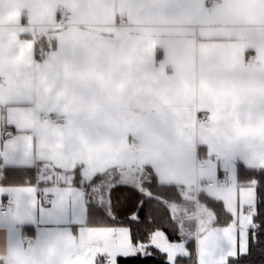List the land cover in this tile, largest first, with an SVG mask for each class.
Instances as JSON below:
<instances>
[{
  "label": "crops",
  "instance_id": "1",
  "mask_svg": "<svg viewBox=\"0 0 264 264\" xmlns=\"http://www.w3.org/2000/svg\"><path fill=\"white\" fill-rule=\"evenodd\" d=\"M0 76L29 91L40 142L56 160L117 178L121 165L139 168L145 190L150 174L178 187L175 205L197 204L195 218L208 221L190 238L196 249L219 227L200 194L234 205L235 189L251 187H241L239 166L264 169V0H0ZM232 80L243 87L225 86ZM52 112L68 122H45ZM220 142L232 156L227 188L210 175L215 166L224 178ZM5 244L16 264H30L29 244L10 245L0 230ZM44 244L60 264L86 255L70 222Z\"/></svg>",
  "mask_w": 264,
  "mask_h": 264
},
{
  "label": "snow or ice",
  "instance_id": "2",
  "mask_svg": "<svg viewBox=\"0 0 264 264\" xmlns=\"http://www.w3.org/2000/svg\"><path fill=\"white\" fill-rule=\"evenodd\" d=\"M225 86L240 88L243 81L232 80ZM30 103V93L18 79L0 76V230L6 231L10 245L27 241L30 264H60L48 259L44 242L69 222L77 226L78 251L86 252L82 264H160L158 256L162 264H264V169L250 188L235 189L234 205L227 194L210 198L227 223L197 246L194 258L190 245L172 247L178 239L174 231L164 229L169 248L153 242L160 230L154 225L162 226L163 217L153 207L151 191L143 187L139 168L125 171L121 165L117 178L95 167H70L56 160L40 142ZM215 154L224 178L219 180L215 166L210 175L217 178L218 186L227 188L232 156L222 142ZM248 175L240 170L241 177ZM113 193L122 202L105 220L106 213L97 205L106 198L111 209ZM89 216L103 222L88 224ZM26 233L34 235L27 238ZM0 264L16 261L6 255L0 257Z\"/></svg>",
  "mask_w": 264,
  "mask_h": 264
},
{
  "label": "trees",
  "instance_id": "3",
  "mask_svg": "<svg viewBox=\"0 0 264 264\" xmlns=\"http://www.w3.org/2000/svg\"><path fill=\"white\" fill-rule=\"evenodd\" d=\"M241 169H243L246 173H251V175H248L246 177H241L240 176ZM259 170L261 169H249V168L244 167L243 165H240L238 168V175H237L239 183L243 184V186L255 184ZM149 181H154L155 184L153 185L152 183H149ZM144 186L145 188L151 191L154 197L153 207L158 210L159 217H163L162 226L161 224L158 223L157 225H154V227L159 228L160 229L159 231H163V232H165L164 229H167L168 231H174L178 237L176 241L182 240V235L180 234L178 220L171 215V212L168 207L169 204H179L183 201V196L179 192L178 187H176L175 185H159L153 178L152 174L149 175V178L145 177ZM210 198L211 197H208L204 193L200 194V200L205 202L207 206L214 213H216V217H218V221L216 219L215 224L219 226L226 224L227 218L220 216L219 212L212 207ZM121 202L122 201L116 199V194L113 193L111 209L108 208L107 203L103 205L98 204L97 206L103 208L104 212L106 213V216H105V220H106L107 215H110L116 212V209ZM91 218L94 219L96 223L103 222L93 217ZM117 219H119V217H117ZM187 244L191 246L189 250L192 252L193 257L195 258L197 249H196V243L194 239H189ZM156 261L162 264L161 258L159 256L156 257ZM131 264H138V261H132Z\"/></svg>",
  "mask_w": 264,
  "mask_h": 264
},
{
  "label": "rangeland",
  "instance_id": "4",
  "mask_svg": "<svg viewBox=\"0 0 264 264\" xmlns=\"http://www.w3.org/2000/svg\"><path fill=\"white\" fill-rule=\"evenodd\" d=\"M196 205L190 203L188 205L172 204L171 207H169L171 215L178 220L180 234L182 235V240L175 241L172 247H174L175 244H187L190 238L197 239L199 231H203L208 226L207 220L198 221L195 218V214L197 213V211L199 213V210ZM153 242L159 244L161 247L164 248L170 247L163 232L156 233L153 237Z\"/></svg>",
  "mask_w": 264,
  "mask_h": 264
},
{
  "label": "built area",
  "instance_id": "5",
  "mask_svg": "<svg viewBox=\"0 0 264 264\" xmlns=\"http://www.w3.org/2000/svg\"><path fill=\"white\" fill-rule=\"evenodd\" d=\"M58 16L60 18V22L63 25H65L66 23H68L70 21V14L67 11V9L64 7H59ZM118 23L121 25L127 24L128 23V16L126 14L119 16L118 17ZM248 59L251 61H256L257 57L250 55L248 57ZM44 120L47 123H51V124H55V125H64L68 122V117L64 113L52 112V113H49L45 117ZM200 121H202L206 125H210L211 121H212V117L209 113H204L201 115ZM25 243L28 244L26 240H25Z\"/></svg>",
  "mask_w": 264,
  "mask_h": 264
},
{
  "label": "clouds",
  "instance_id": "6",
  "mask_svg": "<svg viewBox=\"0 0 264 264\" xmlns=\"http://www.w3.org/2000/svg\"><path fill=\"white\" fill-rule=\"evenodd\" d=\"M7 254V246L6 244L3 246H0V257H3ZM25 259H30V257H24Z\"/></svg>",
  "mask_w": 264,
  "mask_h": 264
}]
</instances>
